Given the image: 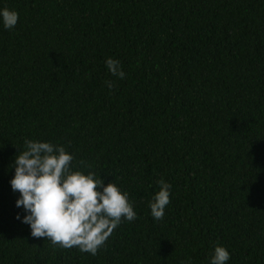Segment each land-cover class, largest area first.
I'll use <instances>...</instances> for the list:
<instances>
[{"label": "trees", "instance_id": "1", "mask_svg": "<svg viewBox=\"0 0 264 264\" xmlns=\"http://www.w3.org/2000/svg\"><path fill=\"white\" fill-rule=\"evenodd\" d=\"M0 7L19 15L0 27V264H209L216 244L227 264H264V0ZM25 139L63 145L127 191L137 219L95 256L31 236L9 184ZM161 179L170 203L154 220Z\"/></svg>", "mask_w": 264, "mask_h": 264}, {"label": "clouds", "instance_id": "2", "mask_svg": "<svg viewBox=\"0 0 264 264\" xmlns=\"http://www.w3.org/2000/svg\"><path fill=\"white\" fill-rule=\"evenodd\" d=\"M19 19L15 10L0 7V27L14 29ZM105 67L111 76L124 79L126 73L121 61L107 57ZM112 90L114 81H105ZM74 155L60 144L51 141L25 139L23 150L13 161L11 190L19 194L15 207L22 209L16 219L28 225L33 237L45 238L53 245L95 256L122 220L137 219L129 193L113 181L104 184L91 169L76 168ZM83 163V162H81ZM159 190L148 202L149 214L161 220L170 203L171 185L157 181ZM228 249L216 244L209 264H227Z\"/></svg>", "mask_w": 264, "mask_h": 264}]
</instances>
